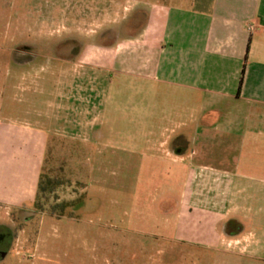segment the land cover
Returning a JSON list of instances; mask_svg holds the SVG:
<instances>
[{
  "label": "rangeland",
  "instance_id": "rangeland-1",
  "mask_svg": "<svg viewBox=\"0 0 264 264\" xmlns=\"http://www.w3.org/2000/svg\"><path fill=\"white\" fill-rule=\"evenodd\" d=\"M141 1L0 0V264L232 263L177 234L176 193L149 177V78L98 67L141 33Z\"/></svg>",
  "mask_w": 264,
  "mask_h": 264
},
{
  "label": "crops",
  "instance_id": "crops-1",
  "mask_svg": "<svg viewBox=\"0 0 264 264\" xmlns=\"http://www.w3.org/2000/svg\"><path fill=\"white\" fill-rule=\"evenodd\" d=\"M138 6L141 33L96 59L149 78V177L176 193L181 238L264 264V0ZM40 167L25 178L32 200Z\"/></svg>",
  "mask_w": 264,
  "mask_h": 264
},
{
  "label": "trees",
  "instance_id": "trees-1",
  "mask_svg": "<svg viewBox=\"0 0 264 264\" xmlns=\"http://www.w3.org/2000/svg\"><path fill=\"white\" fill-rule=\"evenodd\" d=\"M49 181H46V180H41L40 181V184H39V191H48L49 190V187H48V184ZM81 201V199H79L78 201H65L63 202L60 206H61V214L60 216H64L65 213H66V209L68 207H72V206H75L77 205L79 202Z\"/></svg>",
  "mask_w": 264,
  "mask_h": 264
}]
</instances>
